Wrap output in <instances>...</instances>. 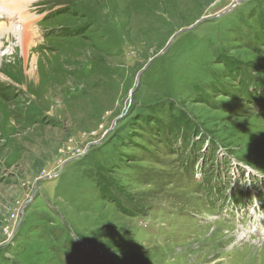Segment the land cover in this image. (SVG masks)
Returning a JSON list of instances; mask_svg holds the SVG:
<instances>
[{"label": "rangeland", "instance_id": "374dc122", "mask_svg": "<svg viewBox=\"0 0 264 264\" xmlns=\"http://www.w3.org/2000/svg\"><path fill=\"white\" fill-rule=\"evenodd\" d=\"M23 2L0 5L37 33L0 37V264H264L243 230L264 225V117L233 76L264 80V0Z\"/></svg>", "mask_w": 264, "mask_h": 264}, {"label": "trees", "instance_id": "16d2710c", "mask_svg": "<svg viewBox=\"0 0 264 264\" xmlns=\"http://www.w3.org/2000/svg\"><path fill=\"white\" fill-rule=\"evenodd\" d=\"M62 11V10H59L57 12V14ZM260 24L261 26L263 27V33L258 35L257 37V41L261 44H264V17L260 20ZM263 42V43H262ZM240 70H235V77H237L238 79H242V80H245L246 82L244 83L243 86H245V89L243 91V94L246 95L248 97V100L250 101L251 105L256 109V110H260L261 111V114L262 116L264 117V80L263 79H255L252 75L249 74V76H241L239 74ZM241 76V77H240ZM241 80V82H242ZM179 117V118H178ZM177 115H174L172 118H173V121L169 124L166 125V129L167 131L169 132L170 134V137H171V140H175V138H177V136L179 135V132L177 129H174V127H172V125L174 124L175 122V119H177V121L179 122L180 120V116ZM157 121V120H156ZM191 122H188V124H186L184 127V131L187 135V138L185 140V143L188 142V139L189 138H197L199 137L200 139V142L203 143L206 139L203 137V135L201 134V130L196 128L194 129L191 124ZM161 125V124H158V126ZM159 135L161 136L162 135V132H164V126H162V129H160L159 131ZM176 132L177 133V136L174 135L173 133ZM196 143V142H195ZM193 145L192 149L195 148L198 150L197 146ZM184 145V144H183ZM202 147V145H201ZM200 148V147H199ZM191 149V151H192ZM213 151H211L212 153ZM195 154H198V151H195ZM194 154V152L192 151V156H191V162L190 164H184V166L187 168V170L185 172H189L190 169H189V165H192L193 162L195 161V159H198L196 157V155ZM197 163L195 164L194 168L196 167Z\"/></svg>", "mask_w": 264, "mask_h": 264}, {"label": "bare ground", "instance_id": "6f19581e", "mask_svg": "<svg viewBox=\"0 0 264 264\" xmlns=\"http://www.w3.org/2000/svg\"><path fill=\"white\" fill-rule=\"evenodd\" d=\"M7 0L5 1H1L0 0V5H3L4 7L3 8H7V9H4L6 13H9V12H13L14 15L13 16H10V19H14L16 18L17 16H15L16 14V11H17V8H14L13 5H15L17 3V1H20V6L19 7H23L25 6L23 0H8V2H6ZM9 1H11V3L9 4ZM26 1V0H25ZM8 6V7H7ZM9 6H12V7H9ZM27 7V6H25ZM66 8V7H65ZM3 10V11H4ZM30 12V11H29ZM20 13H22V16H21V19H20V22L23 24V27L22 28H17L14 24H11L9 23L8 26H5V23L3 24H0V37L2 36V33H12L15 35V37L17 38V40L19 41L20 45L22 47L25 48V46H28L30 45L31 43H34L33 39L34 37L37 35L35 29L33 28V24H34V21L31 16H29V14H26L24 13L23 11H21ZM7 15V14H6ZM3 17L0 16V19H2ZM17 19V18H16ZM7 20V19H6ZM16 21V20H15ZM3 25V26H2ZM25 33H28L32 39H29L27 34ZM23 48V49H24ZM5 80V79H4ZM97 84V83H95ZM9 86V85H8ZM7 87V86H5ZM4 87V88H5ZM4 89L3 86L0 87V89ZM41 89V88H40ZM47 89V88H45ZM16 94V93H15ZM33 94V93H32ZM22 96V95H21ZM26 99V98H25ZM104 102V101H103ZM102 102V103H103ZM15 103V101H14ZM102 109V108H101ZM105 109V108H104ZM252 231H255L254 233H259V234H262L264 235V225H253L252 224V227H251ZM247 232H250V233H253L252 231H248L246 229H243ZM261 231V232H260ZM239 237L240 239H244L246 238V236L244 235V233H241L239 234Z\"/></svg>", "mask_w": 264, "mask_h": 264}, {"label": "water", "instance_id": "95a60500", "mask_svg": "<svg viewBox=\"0 0 264 264\" xmlns=\"http://www.w3.org/2000/svg\"><path fill=\"white\" fill-rule=\"evenodd\" d=\"M202 20H205V19H202ZM199 23H200V21L197 22L196 25H198ZM189 29H190V28H185V29L179 31L178 33H176V34L171 38V40H170V42L168 43V45L166 46V48L163 49V51H161L158 55H156L155 57H153V58L148 62V64L146 65L145 69L148 68V66L154 61V59H155L157 56L161 55L162 53H164V52L166 51V49H168V47L170 46V44L172 43V41L174 40V38H175L178 34H180L182 31H186V30H189ZM145 69H143V71L139 74V76H138V83H139V81H140L141 74L145 71ZM134 91H135V89H133V90L131 91V94H133ZM57 174H58V173H57ZM57 174L55 173V174L46 175V176H44L43 178H50V177H52V176H54V175H57Z\"/></svg>", "mask_w": 264, "mask_h": 264}, {"label": "clouds", "instance_id": "9594fccd", "mask_svg": "<svg viewBox=\"0 0 264 264\" xmlns=\"http://www.w3.org/2000/svg\"><path fill=\"white\" fill-rule=\"evenodd\" d=\"M256 172V171H255ZM256 173H258V174H260V175H264V174H261L260 172H256Z\"/></svg>", "mask_w": 264, "mask_h": 264}, {"label": "built area", "instance_id": "2783aa9c", "mask_svg": "<svg viewBox=\"0 0 264 264\" xmlns=\"http://www.w3.org/2000/svg\"><path fill=\"white\" fill-rule=\"evenodd\" d=\"M232 1L239 2V0H232Z\"/></svg>", "mask_w": 264, "mask_h": 264}, {"label": "crops", "instance_id": "0c3cea01", "mask_svg": "<svg viewBox=\"0 0 264 264\" xmlns=\"http://www.w3.org/2000/svg\"><path fill=\"white\" fill-rule=\"evenodd\" d=\"M262 1V0H261ZM242 2V1H241Z\"/></svg>", "mask_w": 264, "mask_h": 264}]
</instances>
